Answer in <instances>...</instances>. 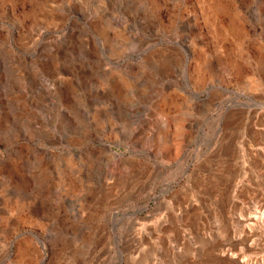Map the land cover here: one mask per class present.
Masks as SVG:
<instances>
[{
	"label": "rangeland",
	"instance_id": "obj_1",
	"mask_svg": "<svg viewBox=\"0 0 264 264\" xmlns=\"http://www.w3.org/2000/svg\"><path fill=\"white\" fill-rule=\"evenodd\" d=\"M263 111L264 0H0V264H264Z\"/></svg>",
	"mask_w": 264,
	"mask_h": 264
},
{
	"label": "bare ground",
	"instance_id": "obj_2",
	"mask_svg": "<svg viewBox=\"0 0 264 264\" xmlns=\"http://www.w3.org/2000/svg\"><path fill=\"white\" fill-rule=\"evenodd\" d=\"M215 21H216V20H215ZM212 22H213V21H212ZM214 24H215V23H214ZM214 24H213V25H214ZM247 59H248V58H247ZM262 75H263V74H262ZM260 78H261V77H260ZM260 78H259V79H260ZM254 110H255V109H254ZM263 112H264V111H263ZM247 113H248V112H247ZM250 113H251V111H250ZM253 113H254V112H253ZM258 113H259V112H258ZM258 113H257V114H258ZM257 114H256V115H257ZM262 114H263V113H262ZM246 115H247V114H246ZM249 115H250V114H249ZM244 116H245V115H244ZM247 117H248V116H246V118H247ZM249 117H250V116H249ZM251 117L254 118V116H251ZM262 117H263V116L261 115V118H262ZM243 118H244V117H243ZM263 118H264V117H263ZM239 119H241V118H239ZM234 120H236V119H234ZM241 121H242V120H241ZM244 121H246V120H244ZM249 121H250V119H249ZM237 122H238V121H237ZM253 122H254V121H253ZM230 124H231V123H230ZM246 124H247V123H246ZM250 124H251V122H250ZM250 124H249V125H250ZM252 124H253V123H252ZM247 126H248V125H247ZM247 126H246V127H247ZM250 126H252V125H250ZM250 126H249V127H250ZM246 127H245V128H246ZM247 131H248V128H247ZM245 132H246V131H245ZM206 262H207V261H206ZM214 262H215V261H214ZM230 263H231V262H230ZM233 263H234V262H233ZM235 263H236V262H235Z\"/></svg>",
	"mask_w": 264,
	"mask_h": 264
}]
</instances>
